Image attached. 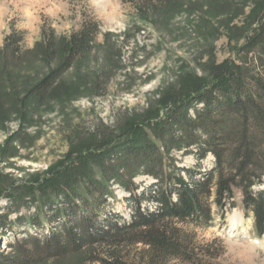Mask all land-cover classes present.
Masks as SVG:
<instances>
[{
  "label": "rangeland",
  "instance_id": "rangeland-1",
  "mask_svg": "<svg viewBox=\"0 0 264 264\" xmlns=\"http://www.w3.org/2000/svg\"><path fill=\"white\" fill-rule=\"evenodd\" d=\"M155 4L160 8L150 13L142 0H0V51L9 34L14 37L13 47H18L12 57L0 54V175L8 177L5 183L36 184L52 169L64 171L77 165L79 138H89L100 121L116 131L127 115L142 114L150 103L157 105L170 88L177 91L180 78L212 76V68L225 61L242 63L245 54L239 49L257 22L264 20V0H164ZM139 6L145 7L148 18L141 15ZM91 20L98 22L97 43L64 72L46 101L33 107L24 99L27 89L58 63L45 59L42 39L53 33L58 38L70 35ZM252 62L247 67L256 74ZM93 81H98L95 95L87 85ZM170 159L177 167L192 170L195 177L215 162L212 153L199 161L185 149L172 150ZM130 182L131 191L110 181L114 196L109 195L102 205L109 223L128 224L140 205L154 206L146 197L156 179L141 172ZM255 189H264V184ZM234 202L222 208L212 202V221L183 226L191 232L196 250L211 252L203 256L204 261L215 256L210 264H264V234L256 231L255 215L246 211L239 188ZM0 204L6 207L8 200L0 198ZM36 212L37 205H30L13 212L11 218ZM51 228L16 224L0 239V248L13 253L11 244L25 246L24 239L31 235L55 239ZM145 247L137 243L124 247V252L138 259ZM95 248L96 254L103 255L104 247ZM88 249L64 256L52 254L38 264H76Z\"/></svg>",
  "mask_w": 264,
  "mask_h": 264
},
{
  "label": "trees",
  "instance_id": "trees-1",
  "mask_svg": "<svg viewBox=\"0 0 264 264\" xmlns=\"http://www.w3.org/2000/svg\"><path fill=\"white\" fill-rule=\"evenodd\" d=\"M142 1L151 13L160 8L155 3L164 0ZM144 8L138 10L146 17ZM96 26L91 20L70 35L58 38L53 33L42 39L45 59L58 63L27 89L24 99L33 107L42 105L64 72L97 43ZM13 38H5L0 54H16ZM240 51L245 54L242 63L225 61L212 68V76L180 78L177 91L168 89L160 104L150 103L142 114L125 115L119 133L100 121L89 138H79L77 165L52 169L36 184H7L8 177L0 175V198L8 200L6 207L0 204V239L22 223L36 229L50 226L57 236L51 240L49 235H31L24 239L27 246L11 244L13 253L0 248V264H38L52 254L64 256L84 247L89 251L76 264H210L215 256L204 261L211 252L196 250L183 225L208 224L213 220L212 202L221 208L229 201L234 205L236 188L241 189L246 211L255 215L256 231L264 234V189H255L264 184V20L246 36ZM251 61L256 74L248 70ZM97 84L87 83L92 95L98 93ZM184 149L199 161L212 153L214 166L200 177L177 167L170 154ZM141 172L156 179L146 197L154 206L140 205L128 224L109 223L102 205L114 196L110 181L131 191L130 181ZM30 205H37L35 214L11 218ZM137 243L146 246L138 259L125 254L124 247ZM97 245L104 247L103 255L95 253Z\"/></svg>",
  "mask_w": 264,
  "mask_h": 264
}]
</instances>
